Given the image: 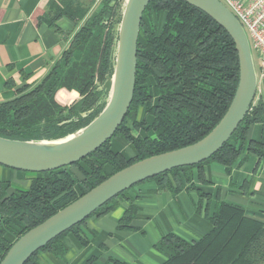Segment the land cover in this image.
<instances>
[{"label": "trees", "instance_id": "16d2710c", "mask_svg": "<svg viewBox=\"0 0 264 264\" xmlns=\"http://www.w3.org/2000/svg\"><path fill=\"white\" fill-rule=\"evenodd\" d=\"M125 0L51 1L42 19L58 29L64 17L82 23L46 74L35 84L15 90L0 101V136L18 140H55L87 125L107 102L101 88L114 68V47ZM91 10V11H90ZM239 61L227 32L209 15L183 0H150L142 15L137 40L132 101L113 136L78 162L36 173L27 189L8 190L0 181V260L24 232L65 207L112 173L142 158L177 149L205 136L226 112L236 89ZM10 86V81L6 82ZM262 123L259 141L248 138V127ZM120 137L134 149L124 156L111 148ZM245 152L264 157V102L253 100L248 112L223 146L206 160L173 168L144 181L172 196L205 181L203 166L219 162L228 170ZM196 170V173L193 171ZM75 173H80L77 176ZM142 181V182H144ZM141 183V182H140ZM139 184V183H138ZM136 184V185H138ZM124 190L85 220L49 241L24 264H38L40 252L62 257L61 240L72 233L89 243L81 226L128 202L117 228L131 225L137 206ZM199 195L203 193L199 192ZM201 212V206H195ZM204 216L211 229L188 242L175 234L163 235L154 248L165 256L161 264H264V223L245 215L240 205L217 199ZM7 235L12 237L7 239ZM95 257L84 264H94ZM109 264L127 262L109 257Z\"/></svg>", "mask_w": 264, "mask_h": 264}, {"label": "crops", "instance_id": "0c3cea01", "mask_svg": "<svg viewBox=\"0 0 264 264\" xmlns=\"http://www.w3.org/2000/svg\"><path fill=\"white\" fill-rule=\"evenodd\" d=\"M51 1L57 0H0V101L11 99L22 85L37 83L81 25L83 20L75 24L64 17L56 22L58 29L45 24L42 18L47 15ZM98 1L94 0L91 10ZM7 81H10L9 87ZM254 99L264 102V79H258ZM261 134L262 123L249 125L250 140L259 141ZM115 138L123 144L124 152L131 147L130 155L111 147L112 150L126 157L134 155L129 143ZM16 171L0 165L1 178L13 177L19 182ZM203 173L204 182L195 179L194 188L183 189L173 196L169 191H157L154 181L139 183L128 192L138 209L131 222L134 230L117 228L128 205L122 200L109 213L92 216L81 226L89 238L87 245H82L68 233L61 240L65 247L63 256L40 252L38 264H84L90 257H95L94 264H109V257L127 264H161L165 256L154 248V244L167 233L188 242L201 238L211 229L204 216L205 208L211 214L217 199L242 206L247 217L264 223V157L259 160L257 156L243 152L228 170L224 164L213 161L204 164ZM75 174L80 176V173ZM33 177L27 178L25 188L20 189H27ZM3 183L8 190L15 189ZM193 189L207 196L204 205L198 198L186 202V194ZM197 203L201 206L200 213L195 209ZM6 237L12 239L10 235Z\"/></svg>", "mask_w": 264, "mask_h": 264}, {"label": "water", "instance_id": "95a60500", "mask_svg": "<svg viewBox=\"0 0 264 264\" xmlns=\"http://www.w3.org/2000/svg\"><path fill=\"white\" fill-rule=\"evenodd\" d=\"M150 0H125L117 29L112 75L101 88L108 99L87 125L55 140H18L0 136V165L22 171L44 172L72 165L110 139L132 101L137 40L143 12ZM202 10L231 37L238 55L239 77L233 98L218 123L189 145L137 160L112 173L74 201L17 238L0 264H24L49 241L85 220L124 190L158 174L196 165L218 151L248 112L255 98L257 78L247 35L237 17L220 0H183Z\"/></svg>", "mask_w": 264, "mask_h": 264}, {"label": "built area", "instance_id": "2783aa9c", "mask_svg": "<svg viewBox=\"0 0 264 264\" xmlns=\"http://www.w3.org/2000/svg\"><path fill=\"white\" fill-rule=\"evenodd\" d=\"M241 23L249 42L251 56L257 55L256 78L264 79V0H220ZM253 59V58H252Z\"/></svg>", "mask_w": 264, "mask_h": 264}, {"label": "rangeland", "instance_id": "374dc122", "mask_svg": "<svg viewBox=\"0 0 264 264\" xmlns=\"http://www.w3.org/2000/svg\"><path fill=\"white\" fill-rule=\"evenodd\" d=\"M115 50H116V44H115V47H114V54H115ZM253 63H254V67H255V69H256V67H257V55H256V53L254 52V50H253ZM108 93L105 95V97L108 99ZM111 147L114 149V150H118V151H122V152H124V148H123V144L121 143V142H119L116 138H112V140H111ZM130 149H131V147H130ZM130 149H126V151L124 152L126 155H130ZM17 172V180L19 181V182H17L16 181V179L15 178H13V177H10V178H8V179H5V178H1L0 177V180H3V182H5L6 184H9V186L11 185V188H16V187H18V188H25V183H26V181H27V178H31V177H33V176H35L36 175V172H30V171H22V170H18V171H16ZM12 173H14V172H12ZM191 192H193V193H191ZM199 192L197 191V190H191L190 192H188L187 194H186V196H187V200H186V202L187 201H189L190 200V198H192L193 199V201L194 200H196L197 198H198V202L199 203H202L203 205L207 202V196L206 195H199L198 194ZM171 196H172V194H171ZM201 199V200H200ZM211 199H213V198H211ZM210 200V199H209ZM203 207V206H202ZM202 214V213H201ZM203 216V215H202Z\"/></svg>", "mask_w": 264, "mask_h": 264}]
</instances>
